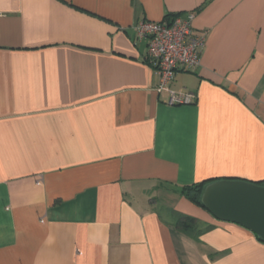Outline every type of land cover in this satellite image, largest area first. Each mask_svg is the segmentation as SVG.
<instances>
[{"label": "crops", "instance_id": "1", "mask_svg": "<svg viewBox=\"0 0 264 264\" xmlns=\"http://www.w3.org/2000/svg\"><path fill=\"white\" fill-rule=\"evenodd\" d=\"M189 11L170 104L135 24ZM220 179L264 180V0H0V264H264L182 192Z\"/></svg>", "mask_w": 264, "mask_h": 264}, {"label": "built area", "instance_id": "2", "mask_svg": "<svg viewBox=\"0 0 264 264\" xmlns=\"http://www.w3.org/2000/svg\"><path fill=\"white\" fill-rule=\"evenodd\" d=\"M195 12L177 13L159 21L142 19L135 24L136 40H145L144 58L157 73L155 91L166 92L170 104L189 103L190 92H176L170 88L179 69H193L200 63L206 31L195 32Z\"/></svg>", "mask_w": 264, "mask_h": 264}, {"label": "water", "instance_id": "3", "mask_svg": "<svg viewBox=\"0 0 264 264\" xmlns=\"http://www.w3.org/2000/svg\"><path fill=\"white\" fill-rule=\"evenodd\" d=\"M201 203L216 218L241 224L264 241V185L220 179L203 188Z\"/></svg>", "mask_w": 264, "mask_h": 264}, {"label": "trees", "instance_id": "4", "mask_svg": "<svg viewBox=\"0 0 264 264\" xmlns=\"http://www.w3.org/2000/svg\"><path fill=\"white\" fill-rule=\"evenodd\" d=\"M203 184H204V181L198 184H195V185L193 184L192 186H184L182 187V192L189 193L190 195H192L193 199H196L198 201L200 199L199 194L202 190V188L200 187H202ZM259 184L264 185V180L260 181ZM173 213L175 217L174 225L179 230L190 233L194 229V226L196 223V219L194 217L183 214V213L175 212V211Z\"/></svg>", "mask_w": 264, "mask_h": 264}]
</instances>
